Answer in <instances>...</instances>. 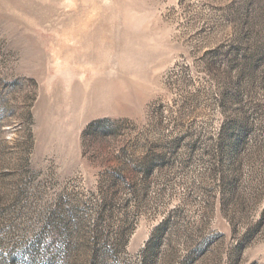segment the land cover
Here are the masks:
<instances>
[{
	"label": "rangeland",
	"instance_id": "1",
	"mask_svg": "<svg viewBox=\"0 0 264 264\" xmlns=\"http://www.w3.org/2000/svg\"><path fill=\"white\" fill-rule=\"evenodd\" d=\"M0 264H264V0H0Z\"/></svg>",
	"mask_w": 264,
	"mask_h": 264
},
{
	"label": "trees",
	"instance_id": "2",
	"mask_svg": "<svg viewBox=\"0 0 264 264\" xmlns=\"http://www.w3.org/2000/svg\"><path fill=\"white\" fill-rule=\"evenodd\" d=\"M147 245H148V247H149V242H148V244H147Z\"/></svg>",
	"mask_w": 264,
	"mask_h": 264
}]
</instances>
